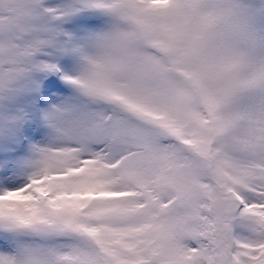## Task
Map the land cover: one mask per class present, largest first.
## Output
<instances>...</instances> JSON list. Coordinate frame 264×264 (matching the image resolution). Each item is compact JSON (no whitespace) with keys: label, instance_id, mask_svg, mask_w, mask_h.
Here are the masks:
<instances>
[{"label":"snow or ice","instance_id":"snow-or-ice-1","mask_svg":"<svg viewBox=\"0 0 264 264\" xmlns=\"http://www.w3.org/2000/svg\"><path fill=\"white\" fill-rule=\"evenodd\" d=\"M0 0V264H264V0Z\"/></svg>","mask_w":264,"mask_h":264},{"label":"rangeland","instance_id":"rangeland-1","mask_svg":"<svg viewBox=\"0 0 264 264\" xmlns=\"http://www.w3.org/2000/svg\"><path fill=\"white\" fill-rule=\"evenodd\" d=\"M250 2H252L255 7H259V4L256 3V0H250Z\"/></svg>","mask_w":264,"mask_h":264}]
</instances>
